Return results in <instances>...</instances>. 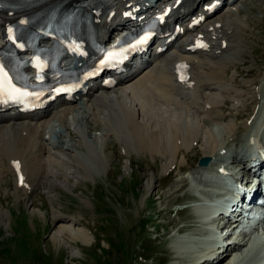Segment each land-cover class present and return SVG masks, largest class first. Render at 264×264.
<instances>
[{
	"label": "bare ground",
	"instance_id": "6f19581e",
	"mask_svg": "<svg viewBox=\"0 0 264 264\" xmlns=\"http://www.w3.org/2000/svg\"><path fill=\"white\" fill-rule=\"evenodd\" d=\"M138 1L70 0L69 3L92 19L97 30L95 40L100 44H108L115 32L141 26L140 21L144 20L142 14L138 13L134 18ZM213 2L214 0H163L162 7L153 12V14L168 16L157 43L142 44L141 54H136L134 58L127 60L124 65L110 73L109 79L115 80V83L110 84L108 80H104L105 78L100 79V74L95 71L82 78L81 88L75 94L45 101L34 113H21L14 108L11 110L4 108L0 112V157H3L1 156L3 154L4 159L0 161L4 160V168L14 181L15 195L18 196L19 192L28 195L34 188H46L45 185L49 179L59 178L60 171L65 168L72 169L73 173L79 177L90 176V171L82 161L84 156L80 157L81 149L78 151L74 145H69L61 150L58 147H50L47 141L50 129L53 127L52 123L59 122L61 125L67 116L78 121L77 118L79 119L82 115L84 118L82 116L81 118H86L91 125L101 124L104 128L102 127L103 133L101 132L100 139L104 141V144L111 139L116 141L118 136H121L123 141L120 139L118 141L122 144L131 143L133 151L140 152L143 156H150L154 162L159 161L161 171L165 173V177L160 178L162 180L174 181L175 171L190 175L191 167L185 166L187 164L185 154L198 146L200 158L211 159L209 166L197 167L201 181V172L214 170L216 165L223 162L226 150L231 151L229 158L231 165L240 166L239 156H244L246 146L245 139L242 143L241 140L234 141V136L238 134L235 124L237 117L234 120L223 114L213 117L212 112L224 105L226 101L232 103L234 112L245 111V100L249 99L250 104L255 101L259 104L260 99L257 96L263 90L255 92V85L250 84V81L248 86L245 79L240 84L242 88L234 84V78L238 74L236 65L241 61L240 55L243 53L244 47L241 40L247 21L240 19L239 9L241 8H224L226 0H220L218 5H213ZM199 4H201V11L197 17H194L192 14ZM18 14V12H0V48L5 42L2 31L8 23L18 17ZM193 32H196V35L188 40L187 37ZM86 61L85 53L80 51L77 54L68 53L62 64L67 69H73L78 63L86 64ZM229 67L233 68L234 72L230 78H227ZM30 74L32 81H36L34 80L35 71H31ZM78 95L83 100V109L80 111L76 110ZM75 112L80 116L78 117ZM113 115L117 119L115 123H118L122 129L120 132L113 126L115 125L112 123ZM246 117L243 127L248 130V127L250 128L256 120L257 114L255 117L249 114ZM249 119H254L251 120V124ZM207 120H213V122L208 123ZM213 123L222 128L225 139L228 137L230 143L219 142V137L210 127ZM70 126H74L73 133L79 140L78 148L83 144L86 149L91 150L93 143L98 142L95 138L90 139L91 136L88 137L83 130L80 131L81 127L78 126L80 127L78 129L77 124H70ZM231 147L236 148L230 150ZM126 151L129 152V149ZM131 152L128 154L129 158ZM245 170H242L243 173ZM64 175L65 172L62 176ZM153 180L152 175L145 183L147 193L152 190ZM180 180L176 181L177 185ZM186 182L181 181L182 185L171 195L179 192ZM203 182L207 184L208 180ZM245 183L250 182L246 179ZM53 185L55 182L51 181L50 186ZM190 196L193 197L191 201L198 198V196ZM182 212L180 213L183 217L181 222L185 220L189 223L178 229L179 233L184 230L189 232L187 230L192 229L194 223H198L193 216L188 217ZM162 213V210L158 212L159 215ZM191 221L193 222L190 223ZM56 224H58L57 229L51 236L54 241L67 244L66 240L70 238L69 241L80 240L83 244H89L90 238L85 229L76 228L73 223L64 224L61 217L56 219ZM170 226L174 229L176 223L169 221L168 227ZM191 234L201 235L202 230L197 229V232L191 230ZM241 241L243 244L229 246L223 249L222 253L217 251L215 255L203 256L204 259L199 258L201 262L197 260L199 262L197 264L203 262L231 264L233 255L241 252L246 246L247 240ZM235 262L233 263L236 264ZM261 264H264V259Z\"/></svg>",
	"mask_w": 264,
	"mask_h": 264
},
{
	"label": "rangeland",
	"instance_id": "374dc122",
	"mask_svg": "<svg viewBox=\"0 0 264 264\" xmlns=\"http://www.w3.org/2000/svg\"><path fill=\"white\" fill-rule=\"evenodd\" d=\"M225 7L241 8L239 9L240 19L247 21L241 40L244 47L243 53L241 57L239 56L241 61L236 65L238 74L234 78V84L242 88L240 84L245 79L248 86L255 85V92L263 90L257 96L260 99L259 104L256 101L250 104L249 99L245 100V111L234 112L232 103L226 101L224 105L212 112L213 117L219 114L232 120L237 117L235 124L238 134L234 136V141L241 140L242 143L249 131V127L248 130L243 127L246 115L255 117L260 112L261 102L264 101V0H227ZM200 8L201 5L196 6L195 16L198 15ZM192 34L196 35V33ZM192 36L189 35L188 40ZM233 72L234 69L229 67L227 78H230ZM82 103V97L78 95L77 111L83 109ZM81 116L77 118L78 121L84 118ZM69 117L63 119L62 126L59 122L52 123L50 138L48 137L49 140H47L50 144H48L50 147H58L61 150L69 145H74L78 151L81 149L80 157L84 156L82 161L90 171V176L79 177L73 173L72 169L65 168L60 171L59 178L49 179L45 185L46 188H34L28 195L19 192L17 196L14 181L4 168V160L0 161V174H2L0 175L2 178H0L2 180L0 183V264H197L201 262L198 260L200 257H192L199 255L201 244L200 241L193 239L196 235L191 234V230L201 231V222L190 208L193 199L190 195H194L193 188L205 185L203 181L207 180L203 176L202 181L199 179L200 172H198L196 160L198 161L201 156L200 147L189 150L185 154L187 157L185 166H190V175L195 176L193 183L190 178H187L189 174L177 171L173 173L174 181L162 180L160 178L165 177V173L161 171L159 161L154 162L150 156L146 154L143 156L140 152L133 151L131 143L122 144L121 136H118L116 141L111 139L104 144V141L100 139L104 128L101 124L91 125L86 118L78 122L75 119L74 121L73 117ZM112 119L113 124L117 122L114 115ZM251 120L249 119V124L254 119ZM210 121L213 122V120ZM210 121L207 120L208 123ZM70 124H77L78 129L81 127L80 131L83 130L84 134L91 136L90 139L98 140L96 144L92 142L94 144L92 151L86 149L83 144L85 149L82 146L78 148L79 140L73 133L74 126ZM113 126L119 132L122 130L118 123ZM210 127L212 130H218L219 142L230 143L228 137L225 139V133L219 125L213 123ZM119 139L121 141H118ZM235 148L231 147L230 150ZM128 149L129 152L126 151ZM1 156L4 157L3 154ZM3 157H0V160L4 159ZM2 165L4 169L1 168ZM231 166L234 167V165ZM64 172L65 175L62 176ZM152 175L154 183L151 186L152 190L147 193L145 183ZM182 178L187 180L188 185ZM178 180L180 181L177 185ZM183 180L186 185L175 195H171L173 191L178 190ZM51 181L55 182L56 186H50ZM203 193L206 194V192ZM182 209L186 211H180ZM161 210L163 213L159 215L158 212ZM181 212L188 217L193 216L198 222V225L194 223L193 228L187 230L189 232L185 230L183 233L178 232V229L189 223L185 220L181 222L183 218ZM60 217L64 224L73 223L74 227L85 229L90 238L89 244H83L80 240H70V242V238H67V244L54 241L51 236L57 229L56 219ZM169 221L176 223V228L168 227ZM203 232H205L204 229L202 234ZM263 259L264 230L257 251L255 243V250L251 255L245 256L241 264H252Z\"/></svg>",
	"mask_w": 264,
	"mask_h": 264
},
{
	"label": "snow or ice",
	"instance_id": "6c2138e0",
	"mask_svg": "<svg viewBox=\"0 0 264 264\" xmlns=\"http://www.w3.org/2000/svg\"><path fill=\"white\" fill-rule=\"evenodd\" d=\"M6 82L9 83V87L7 88L3 86ZM24 94L25 93L20 92L19 89L11 87L10 82H8L7 73L4 72L3 66H0V95H9L11 98H16L17 96Z\"/></svg>",
	"mask_w": 264,
	"mask_h": 264
},
{
	"label": "water",
	"instance_id": "95a60500",
	"mask_svg": "<svg viewBox=\"0 0 264 264\" xmlns=\"http://www.w3.org/2000/svg\"><path fill=\"white\" fill-rule=\"evenodd\" d=\"M208 163H209V159L208 158H201V160L199 162V166L200 167H206Z\"/></svg>",
	"mask_w": 264,
	"mask_h": 264
}]
</instances>
